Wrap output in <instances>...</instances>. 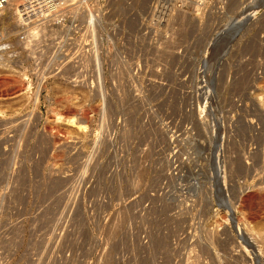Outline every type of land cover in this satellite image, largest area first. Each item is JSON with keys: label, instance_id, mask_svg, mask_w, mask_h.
<instances>
[{"label": "rangeland", "instance_id": "rangeland-1", "mask_svg": "<svg viewBox=\"0 0 264 264\" xmlns=\"http://www.w3.org/2000/svg\"><path fill=\"white\" fill-rule=\"evenodd\" d=\"M104 2L68 73L29 91L0 70V264H264V0H232L215 40ZM83 195L105 201L91 228Z\"/></svg>", "mask_w": 264, "mask_h": 264}, {"label": "built area", "instance_id": "built-area-1", "mask_svg": "<svg viewBox=\"0 0 264 264\" xmlns=\"http://www.w3.org/2000/svg\"><path fill=\"white\" fill-rule=\"evenodd\" d=\"M92 1L0 0V70L22 78L24 89L29 91L39 90L46 75L68 73L69 59L77 55L73 45L88 51L90 41L102 38L100 33L97 38L91 36L89 29L103 27L105 2L97 0L95 9ZM148 3L151 9L167 14L177 11L193 14L200 24L210 22L218 28L212 40L233 23L232 0H148ZM100 200L83 195L80 215L89 228L97 225L95 213L105 203L101 196ZM144 208H150L149 202ZM70 210L74 211L71 206ZM144 240L147 242V237Z\"/></svg>", "mask_w": 264, "mask_h": 264}, {"label": "bare ground", "instance_id": "bare-ground-1", "mask_svg": "<svg viewBox=\"0 0 264 264\" xmlns=\"http://www.w3.org/2000/svg\"><path fill=\"white\" fill-rule=\"evenodd\" d=\"M257 1L259 2V0H257ZM140 2H142V1H140ZM255 3H256V2H255ZM141 5H142V4H141ZM73 48H74V47H73ZM79 49H80V48H79ZM73 51H74V50H73ZM82 55H83V54H82ZM72 60H73V59H72ZM74 60H75V59H74ZM77 66H78V65H77ZM121 68H122V67H121ZM67 76H68V75H67ZM1 82H2V81H1ZM1 82H0V83H1ZM3 86H4V85H3ZM2 88H3V87H2ZM0 92H1V91H0ZM16 92H17V91H16ZM14 94H15V93H14ZM16 94H17V93H16ZM16 94H15V96H16ZM21 94H22V93H21ZM7 95H10V93H9V94H6L5 92H4V93H3V92L0 93V100H4V101H5V100L8 98ZM37 95H38V94H37ZM13 97H14V96H13ZM9 98H10V97H9ZM4 101H3V102H4ZM3 102H2V103H3ZM6 105H7V104H6ZM2 106H3V105H2ZM0 107H1V106H0ZM5 107H6V106H5ZM3 108H4V107H2V109L0 108V112H2V115H3L4 111H5V110H3ZM73 110H74V109H73ZM7 112H8V111H7ZM0 114H1V113H0ZM4 115H5V114H4ZM60 116H61V115H60ZM8 118H9V117H8ZM57 118H58V117H57ZM65 119H66V118H65ZM67 119H68V118H67ZM67 119H66V121H67ZM7 121H8V120H7ZM57 121H58V120H57ZM70 121H71V124H72V123H75V124L77 123V126L79 125L81 128H86V127L88 126L87 123H86V116H84L83 118L78 119V120L75 119L74 117H70L68 122H70ZM0 122H1V121H0ZM5 127H6V125H5ZM5 127H4V128H5ZM9 127H10V126H9ZM69 129H70V128H69ZM79 129H80V128H79ZM6 130H7V129H6ZM0 131H1V130H0ZM11 131H12V130H11ZM71 131H72V130H71ZM6 132H7V131H6ZM6 132H5V133H6ZM14 132H16V131H14ZM66 132H67V131H66ZM67 133H68V132H67ZM52 134H53V133H52ZM48 135H49V134H48ZM0 138H1V137H0ZM46 138H47V137H46ZM57 138H58V137H57ZM2 139H3V138H2ZM7 139H8V138H7ZM51 139H52V138H51ZM57 142H58V141H57ZM1 145H2V144H1ZM41 145H42V144H41ZM53 145H54V144H53ZM39 146H40V145H39ZM1 147H2V146H1ZM47 147H48V146H47ZM14 150H15V149H14ZM49 150H50V149H49ZM0 152H1V151H0ZM4 152H5V151H4ZM48 152H49V151H48ZM48 152H47V153H48ZM45 154H46V153H45ZM13 155H14V154H13ZM8 158H9V157H8ZM2 161H3V160H2ZM4 162H5V161H4ZM239 163H240V162H239ZM241 163H242V162H241ZM234 165H235V164H234ZM244 165H245V164H244ZM236 166H239V165H236ZM2 167H3V166H2ZM233 167H234V166H233ZM4 168H5V167H4ZM229 171H230V170H229ZM234 171H235V170H234ZM234 171H233V172H234ZM237 172H238V171H237ZM0 173H1V171H0ZM228 175H229V174H228ZM1 176H2V175H1ZM223 176H225V174H224ZM228 177H229V176H228ZM230 177H231V176H230ZM224 179H225V178H224ZM231 179H233V178H231ZM58 181H59V180H58ZM235 181H236V180H235ZM263 181H264V180H263ZM56 182H57V181H56ZM49 183H50V182H49ZM57 184H58V183H57ZM52 186H53V185H52ZM52 186H51V187H52ZM263 187H264V186H263ZM255 194H256V193H255ZM252 195H253V194H251V193L249 194V193H248V194H245L244 197L242 196L244 202L247 203L248 200L250 201V198L252 197ZM257 195H258V194H257ZM73 196H74V195H73ZM73 196H72V197H73ZM257 197H258V196H257ZM263 197H264V196H263ZM258 198H259V197H258ZM258 198H257V199H258ZM251 199H253V197H252ZM245 203H244V204H245ZM73 208H74V207H73ZM255 213H256V212H255ZM252 215H253V214H252ZM257 215H258V214H257ZM239 218H240V217H239ZM234 220H236V219H234ZM159 225H160V224H159ZM242 225H243V224H242ZM244 227H245V225H244ZM244 229H246V228H244ZM242 230H243V229H242ZM239 232H240V231H239ZM244 232H245V231H244ZM247 232H248V231H247ZM217 234H218V233H217ZM127 235H128V234H127ZM242 235H243V234H242ZM120 236H121V235H120ZM123 236H124V235H123ZM126 237H128V236H126ZM128 238H129V237H128ZM247 238H248V237H247ZM124 239H125V238H124ZM220 239H221V238H220ZM222 239H223V238H222ZM251 239H252V240H251V243H252V244H251V243H250V244H251V245H253V244L256 245V246H254V248H255L254 250H256V247H257V249H258L259 252L257 251L258 253H257V252H255V253L257 254V256H260V255L262 254V253L260 252L261 249H260V245H259V243H260L261 241L259 242V241L257 240V238H255L254 236H252ZM258 239H259V238H258ZM249 241H250V240H249ZM226 242H227V241H226ZM247 242H248V241H247ZM257 242H259V243H257ZM263 243H264V242H263ZM223 245H224V244H223ZM249 246H250V245H249ZM229 248H230V247H229ZM245 248H246V247H245ZM248 249H249V248H248ZM263 249H264V248H263ZM225 250H226V249H225ZM229 252H230V251H229ZM253 252H254V251H253ZM255 253H254V254H255ZM228 254H229V253H228ZM261 256H262V255H261ZM229 257H230V255H229ZM234 257H235V256H234ZM235 261H236V260H235ZM239 262H240V261H239ZM230 263H231V262H230ZM263 263H264V262H263ZM261 264H262V263H261Z\"/></svg>", "mask_w": 264, "mask_h": 264}]
</instances>
